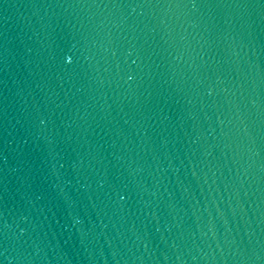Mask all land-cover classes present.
<instances>
[{"label": "water", "instance_id": "obj_1", "mask_svg": "<svg viewBox=\"0 0 264 264\" xmlns=\"http://www.w3.org/2000/svg\"><path fill=\"white\" fill-rule=\"evenodd\" d=\"M0 264H264V0H0Z\"/></svg>", "mask_w": 264, "mask_h": 264}]
</instances>
